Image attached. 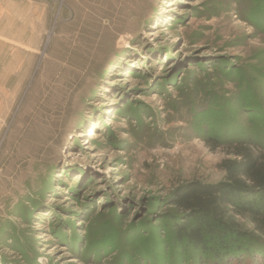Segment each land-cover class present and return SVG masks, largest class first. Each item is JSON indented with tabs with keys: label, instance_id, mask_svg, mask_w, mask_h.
Listing matches in <instances>:
<instances>
[{
	"label": "rangeland",
	"instance_id": "1",
	"mask_svg": "<svg viewBox=\"0 0 264 264\" xmlns=\"http://www.w3.org/2000/svg\"><path fill=\"white\" fill-rule=\"evenodd\" d=\"M211 137L264 145V0H0V264H219L170 204Z\"/></svg>",
	"mask_w": 264,
	"mask_h": 264
},
{
	"label": "trees",
	"instance_id": "2",
	"mask_svg": "<svg viewBox=\"0 0 264 264\" xmlns=\"http://www.w3.org/2000/svg\"><path fill=\"white\" fill-rule=\"evenodd\" d=\"M206 145L225 154L219 165L224 178L215 184L194 180L172 192L176 241L185 252L234 262L252 254L251 246L264 237V145L212 137Z\"/></svg>",
	"mask_w": 264,
	"mask_h": 264
}]
</instances>
